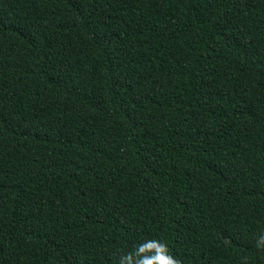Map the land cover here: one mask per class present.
Here are the masks:
<instances>
[{"label":"trees","instance_id":"obj_1","mask_svg":"<svg viewBox=\"0 0 264 264\" xmlns=\"http://www.w3.org/2000/svg\"><path fill=\"white\" fill-rule=\"evenodd\" d=\"M264 0H0V264H264Z\"/></svg>","mask_w":264,"mask_h":264},{"label":"clouds","instance_id":"obj_2","mask_svg":"<svg viewBox=\"0 0 264 264\" xmlns=\"http://www.w3.org/2000/svg\"><path fill=\"white\" fill-rule=\"evenodd\" d=\"M257 247H264V235L257 241ZM119 264H181L159 239H146L139 243L132 251L122 255Z\"/></svg>","mask_w":264,"mask_h":264}]
</instances>
